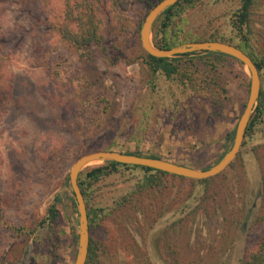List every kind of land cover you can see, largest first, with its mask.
Here are the masks:
<instances>
[{
    "label": "rangeland",
    "instance_id": "rangeland-1",
    "mask_svg": "<svg viewBox=\"0 0 264 264\" xmlns=\"http://www.w3.org/2000/svg\"><path fill=\"white\" fill-rule=\"evenodd\" d=\"M158 1L123 0L119 10L117 0H83L86 9H111L105 61L94 46L62 42L64 0H0V264H74L78 214L68 174L83 153L112 146L208 169L229 149L249 72L233 59L216 72L196 60L170 78L150 76L140 30ZM237 6L199 0L183 16L186 30L228 34ZM251 19L264 54V0ZM259 77L264 92V70ZM143 178L122 169L93 186L96 207L112 210L89 228L97 264H242L264 237V122L207 183L160 176L157 187L137 192ZM54 197L58 219L34 230Z\"/></svg>",
    "mask_w": 264,
    "mask_h": 264
},
{
    "label": "trees",
    "instance_id": "trees-1",
    "mask_svg": "<svg viewBox=\"0 0 264 264\" xmlns=\"http://www.w3.org/2000/svg\"><path fill=\"white\" fill-rule=\"evenodd\" d=\"M19 1L39 3L41 5L45 4V0ZM198 1L199 0H179L175 5L166 9L158 17L152 27L153 45L160 49H171L181 44L202 41H217L230 44L246 53L252 59L260 74L261 71L264 70V54L259 53V51L256 49L255 41L258 37L255 35L251 25L252 10L254 5L257 3V0H238V6L231 14L228 34H224L218 29L210 31L209 33L205 32L200 34L191 33L186 30V24L183 16L189 9H193ZM117 2L118 4L116 3L115 6L119 9L120 6H123V0H117ZM64 5V22L57 29V33L62 42L76 50H85L90 46H94L103 56L104 60L107 61L108 59L106 58L107 53L106 46L104 45V35L108 31V29L106 30L105 24L107 25L108 22H112L110 20V16L112 13L111 9L107 7L104 2H100V5L94 4L90 9H86L82 6L83 0H64ZM155 5H153V7ZM142 52L144 53V61L150 76L163 74L167 78H170L172 75L179 73L180 65H182L183 63H193L194 61L198 60L199 63L204 64L205 67L210 71L216 72L220 69L225 68L228 62L232 60V58L222 54L204 52H194L171 59H156L147 55L144 51ZM233 61L241 64L234 59ZM214 78L216 79L217 77L215 76ZM3 84L4 83L2 82V75L0 73V96L2 95L4 86ZM262 122H264V92L263 90H260L258 104L255 107L252 117L248 122L244 138L251 134L257 124ZM233 135L234 131L231 132L228 142L231 141ZM99 150L110 151L112 150V146H107L104 149H95L93 151ZM123 153L161 159L157 154L145 155L138 151H126ZM233 162L229 165V167L232 166ZM122 169L125 171H141L142 173H144L143 180L137 186V192H140L145 188L157 187L160 184V176H170L173 178L184 180V178L168 175L166 173L149 168L122 165L114 162H106L85 171H81L78 175L77 183L86 204L89 228L97 227L98 222L107 218L112 211L111 209L108 210V208L104 210L103 208L96 207L93 196V186ZM208 181H210V179L201 181L192 180V182L196 183H207ZM59 202L60 198L54 197L53 202L46 210V217L38 223L37 227L34 230L43 227L45 222L52 223L58 219L57 204ZM93 202L95 203L94 206ZM71 204L72 206L74 205L73 202ZM122 205L123 204L119 202L118 206ZM0 223H2L1 211ZM11 231L18 234L29 232L28 230L24 231L23 228L13 227H11ZM30 232L33 231L31 230ZM76 238V235L73 234L72 241L74 244L76 242ZM97 262L98 255L95 254V251L90 244L86 264H97ZM242 264H264V237L258 243L257 248L250 253V255L242 262Z\"/></svg>",
    "mask_w": 264,
    "mask_h": 264
},
{
    "label": "water",
    "instance_id": "water-1",
    "mask_svg": "<svg viewBox=\"0 0 264 264\" xmlns=\"http://www.w3.org/2000/svg\"><path fill=\"white\" fill-rule=\"evenodd\" d=\"M179 0H160L145 16L140 30V44L144 52L156 59L175 58L194 52L217 53L240 62L249 72V92L244 109L236 124L232 143L220 160L208 169L183 166L163 159H154L117 151L99 150L80 155L72 164L68 181L72 200L78 214L77 247L74 264H86L89 249V227L86 204L77 183L79 173L86 167L106 162L140 166L168 175L190 180H206L221 174L237 157L244 140L245 130L260 95L259 72L252 59L239 48L217 41L186 43L171 49H160L153 45L151 31L155 21Z\"/></svg>",
    "mask_w": 264,
    "mask_h": 264
}]
</instances>
